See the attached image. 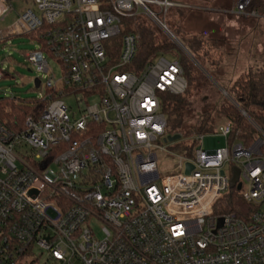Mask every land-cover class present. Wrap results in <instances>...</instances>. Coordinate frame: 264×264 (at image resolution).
Wrapping results in <instances>:
<instances>
[{
    "label": "built area",
    "instance_id": "built-area-1",
    "mask_svg": "<svg viewBox=\"0 0 264 264\" xmlns=\"http://www.w3.org/2000/svg\"><path fill=\"white\" fill-rule=\"evenodd\" d=\"M21 1L36 11L17 13L14 0H0V23L16 16L0 42L30 36L37 44L26 58L47 76L39 97L47 104L18 133L0 121V264L36 250L53 264H264V134L256 128L249 147L235 142L213 152L203 149L205 135L192 134L190 155L169 152L162 96L186 92L183 69L165 56L132 69L139 36H121L123 20L144 17L192 58L165 20L170 9L190 6ZM250 1L237 0L225 14L256 16L246 13ZM230 132L222 120L208 135ZM228 166L239 170L237 192L251 206L246 220L219 206L232 190Z\"/></svg>",
    "mask_w": 264,
    "mask_h": 264
},
{
    "label": "trees",
    "instance_id": "trees-1",
    "mask_svg": "<svg viewBox=\"0 0 264 264\" xmlns=\"http://www.w3.org/2000/svg\"><path fill=\"white\" fill-rule=\"evenodd\" d=\"M197 1L199 5L178 10L207 14L211 13L212 9H219L225 16H234L225 14V11L230 9L228 7L230 0H214L211 4L202 0ZM215 4L218 5L215 7ZM246 13H254L257 17L264 18V0H251ZM166 25L202 69L210 77L215 78L210 70L212 66L220 63V60L216 61L212 58L211 53V50L216 48V41L207 39L204 33L183 34L178 31L173 21H166ZM129 32L139 36V46L131 65L132 69L137 71L154 57L168 55L176 56L183 69L187 83L186 92L183 95L162 96L161 111L168 125L173 122L168 126L169 135H183L187 139L192 134H213L222 120L231 123V132L227 138L229 145L239 142L249 147L259 137L256 128L264 134V65L246 67L237 75L230 87H224L228 98L225 97L216 104H207L203 94L207 84L209 85L206 76L184 53L180 56L175 53L179 51L178 48L158 27L144 17L123 20L121 36ZM116 41L119 43L120 37ZM46 104L47 101L43 98L22 100L14 97L0 98V121L8 131L18 133L23 129L24 119L34 112H41ZM184 124L186 128H183ZM191 149V144L185 146L186 152L182 151L181 155H190ZM261 153L264 155V144ZM219 206L222 212H233L243 220H246L251 210V206L241 200L240 193L233 189L221 200ZM28 254L22 255L17 262L24 264L22 260L29 256ZM27 264H35V262L33 260Z\"/></svg>",
    "mask_w": 264,
    "mask_h": 264
},
{
    "label": "rangeland",
    "instance_id": "rangeland-1",
    "mask_svg": "<svg viewBox=\"0 0 264 264\" xmlns=\"http://www.w3.org/2000/svg\"><path fill=\"white\" fill-rule=\"evenodd\" d=\"M174 3L191 7L199 5L197 0H171ZM207 4H211L214 0H202ZM237 0H230L228 7L232 8ZM218 5V4H217ZM215 4V7L217 6ZM13 7L17 13L24 8L35 7L31 3H24L21 0H14ZM15 14L8 16L3 23H0V31H6L15 20ZM166 21H173L177 25L179 32L183 34L204 33L209 40H215V47L211 50L212 58L216 61L220 60L218 65L211 67V72L215 78L210 77L197 61L192 57L189 59L196 67L204 73L209 83L204 91V101L207 104H216L223 101L224 96L221 91L224 87H230L237 75L249 66L264 65V18L256 16H225L219 9H212L211 13L202 14L192 11L178 10L177 8L170 9L165 17ZM168 23V22H167ZM108 45V44H107ZM37 44L31 42L26 36H16L5 39L0 42V72L5 75V78L0 80V98H16L29 99L39 98L44 93V83L47 76L37 72L27 61L26 55L36 49ZM111 52L114 51L113 46H108ZM179 56L183 52L178 48ZM168 60L173 61L176 56H165ZM49 66L54 73V79H60V72L53 60H48ZM40 78L42 87L34 89L33 81ZM220 83V84H219ZM228 98V96H226ZM66 104L75 109L73 99L65 100ZM167 122V121H166ZM172 121L167 123L166 134H168V126L172 125ZM186 125L184 124V127ZM183 134L184 131L182 130ZM191 142L184 138L183 135L176 142L168 143V151L174 154L181 155L185 146ZM203 149L213 152L216 149L227 147V139L219 135H205L203 138ZM186 152V151H184ZM232 166H228L226 172L231 174ZM248 189V184L244 183V190ZM95 231L99 230V225H93ZM46 251L40 254V251H35L34 255H30L22 260L27 264L34 260L35 264H53L46 261ZM19 264V262H17Z\"/></svg>",
    "mask_w": 264,
    "mask_h": 264
},
{
    "label": "water",
    "instance_id": "water-1",
    "mask_svg": "<svg viewBox=\"0 0 264 264\" xmlns=\"http://www.w3.org/2000/svg\"><path fill=\"white\" fill-rule=\"evenodd\" d=\"M178 45L184 49V46L177 40ZM186 51V49H185ZM188 53V52H187ZM34 84V88L38 89L39 88V80L38 78H36L33 81ZM180 139V135H172V136H167L165 141L172 143V142H176ZM187 171L186 173H188L191 170V166L190 165H186ZM238 177H239V170L237 168H233L232 169V174H231V179H230V188L231 189H236V191H239L241 189V184H237L238 181ZM219 222L221 223V220H219Z\"/></svg>",
    "mask_w": 264,
    "mask_h": 264
}]
</instances>
